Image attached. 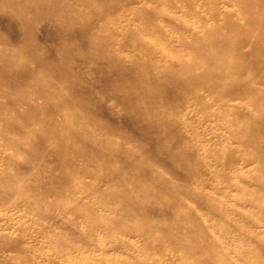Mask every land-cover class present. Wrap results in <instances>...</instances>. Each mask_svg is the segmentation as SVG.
<instances>
[{
	"label": "bare ground",
	"instance_id": "6f19581e",
	"mask_svg": "<svg viewBox=\"0 0 264 264\" xmlns=\"http://www.w3.org/2000/svg\"><path fill=\"white\" fill-rule=\"evenodd\" d=\"M96 1L0 0V12L20 22L22 49H26L24 58L17 59L23 74L0 75V83L8 86L0 89V99L12 107L4 118V129L16 137L8 145L43 151L60 168L48 186L55 193L53 204L61 212L45 210L40 214L49 222L33 218V223L39 228L41 223L52 226L64 235L55 237L41 228L30 233L25 226L22 237H52L54 246L60 248L57 256L66 262L57 264H264V203L254 201L264 194V186L243 184L249 179L264 184V0H246L247 5L231 7L230 14L224 13V5L238 0H103L98 5ZM78 2L88 9L77 8ZM257 6L262 12L257 22L236 15ZM120 9L125 13L113 14ZM49 16L61 41L56 61L46 58L41 52L45 48L32 41L33 23ZM254 27L258 28L255 38H249ZM73 31L81 40H92L96 52L71 48L65 40ZM8 42L0 41V61L4 69L12 71L15 57L7 55ZM128 44L134 49L123 52L129 51ZM83 63L94 69L100 63L116 71L118 79L131 80L114 86L115 100L130 119L154 134L152 153L182 174L180 182L150 162L148 147L133 146L130 136L118 138L120 129L117 134L96 118L88 120L68 111L69 107L87 108L84 100L75 103L59 97L64 85L69 87L68 94H78L74 68H82ZM246 72L250 78L243 77ZM38 97L43 101L38 102ZM73 118H81V125L74 124ZM23 136L36 140L29 144ZM209 141L212 147L204 148L203 142ZM85 146L92 153L83 154ZM246 152L249 157L244 156ZM114 155H120L122 162ZM251 162L258 164L259 173L244 170ZM84 177H94V184L74 186ZM158 177L170 202L160 200L155 188L142 185ZM95 185L103 186L100 200L98 191H93ZM10 189L6 195L13 193ZM114 190L121 192L120 199L113 196ZM71 194H92L94 202L72 203L67 201ZM235 197L255 210L228 201ZM141 203L156 214L164 210L174 222L154 221ZM69 210L89 220L86 228L65 215ZM208 212L214 217H205ZM75 229L81 237L72 242L68 231ZM149 229L169 241L150 239ZM100 231L115 234L106 244L97 235ZM131 235H137L141 245L129 240L122 246ZM148 246L163 255L148 252ZM176 247L178 251L172 253ZM136 251L144 259H135Z\"/></svg>",
	"mask_w": 264,
	"mask_h": 264
},
{
	"label": "rangeland",
	"instance_id": "374dc122",
	"mask_svg": "<svg viewBox=\"0 0 264 264\" xmlns=\"http://www.w3.org/2000/svg\"><path fill=\"white\" fill-rule=\"evenodd\" d=\"M101 1L103 0H97L96 1L98 2L97 5L102 4ZM247 3L248 2L246 0H238L237 3H233L231 1L230 4L227 3L224 5L226 6V8H224V13L230 14V11L232 10L231 7L234 8V5L244 6V5H247ZM83 4H84L83 2L81 3L78 2L76 4V7L82 10L88 9V6L86 4L84 5ZM259 8L260 7L258 6L252 7L250 10H247L246 13L240 14V15L236 14V15L240 17H245L250 22H257L258 18L262 14V12L258 10ZM115 13L123 14L125 13V10L123 9L115 10L113 14ZM2 14L5 15L6 13L4 14L3 12H0V15H1L0 16L1 17L0 18V39H1L0 41L6 40L8 42L9 40V42L12 43L10 44L8 42L9 52L8 53L6 52V53L7 55L11 54L12 57H15L14 59L15 62L11 66L12 71H8L1 66L2 62L0 61V75L10 76V75H14L15 73L23 74L22 62L17 60L19 57L24 58L23 56L25 55V51H26L25 47L22 49V45L24 43L22 41L24 39L22 36V32L19 30L20 29L19 25L21 24H19L20 22L18 21L16 23V20L11 19L10 17L8 18L7 14L5 16H3ZM45 18L46 19H44V17L39 18L38 20L41 22L36 20L34 22L35 25L33 23L32 26H34L33 29H35V31L33 32L34 36H32V38H34V40L32 38L31 39L32 41H34V43L35 42L37 43L39 48L41 49L45 48L44 50H41V52H44V54L47 55V56L45 55L46 58L49 57V59L50 58L53 59V60L52 59L50 60L56 61L58 58L56 57L57 56L56 52H58L57 48L58 46H60L61 41L57 35V31H56L57 26L54 25L56 23L55 22L53 23L51 21L53 19L50 16L45 17ZM47 18H49V20ZM15 24L17 26H15ZM8 27L10 28V30H8L9 29ZM257 30L258 28L254 27L251 31H249L251 32L249 38H255L254 35ZM72 33H71L72 35L70 34L69 37L65 40L68 45L72 46L71 48L74 47L75 51L83 52V53L96 52V50H93L95 48V45L93 44L94 42L92 40H81L78 37H76V34L74 33V31ZM18 38H22V39L19 40ZM121 43H124V40H121ZM19 45H20V48H17L19 47ZM1 47H3L2 44L0 45V48ZM127 47L129 51L125 50L123 52H132V50L134 49V46L132 44H128ZM53 55L55 56L52 57ZM27 61H30V60H27ZM74 61L75 63H80L79 59H76ZM80 65H82L81 66L82 68H74L75 69L74 74H75L76 79L79 81V86H80V88L77 89L78 94L77 95H74L73 93L68 94L67 90H69V87L67 85H64V89L60 91L59 97L64 98V99L71 98V100L75 103L80 102V101L82 102L84 100L83 102H85V106L87 108L88 107L90 108L87 109L84 106L85 109L78 111L72 107H69L68 111H70V113L74 111L75 112L74 115L79 114L78 115L79 117L86 116V118L88 117V120L90 119V120L95 121V118H96V122L98 123L104 122V125L105 124H106L105 126L109 125L108 127L114 130L115 133L117 134L118 132L120 133L117 135L118 138H120L119 135H121V137L123 135H126L127 139L130 136L129 140L133 146L143 145L145 148L148 147L147 152L149 154L151 152L152 154V155L150 154V156L148 157L150 162L162 167L165 176H168L173 181L180 182L179 179H182L181 177L182 174L173 172L170 168H168L165 165L161 157L154 156V154L152 153V149L154 146L153 144L156 141L154 140L155 139L154 134L148 131V129L145 127L144 124H140V122L134 120L133 117H131L130 119V115L126 112V110L123 109L120 102L118 100H115L117 98H116L114 91L112 90L114 86L121 85L125 81L130 82L131 80L129 78L128 80L120 79V78L118 79L116 77L117 76L116 71L109 70L105 68L103 65H101L100 63L96 64L97 69H94L91 65H88L87 63H83ZM243 77L250 78L251 75L246 72L243 74ZM0 89L1 90L8 89V86L0 83ZM81 92H84V93H81ZM80 93L83 96H81ZM84 95L87 96L88 99H84L85 97ZM90 95L93 97V101ZM97 97L100 98V101H98L99 103L96 104L95 98ZM36 99L38 102L43 101L42 97L41 98L38 97ZM92 102L94 103V105ZM0 106L3 107L2 110L0 108V214H2V216L0 217V264H57L58 262L66 263L64 260L61 261L62 259H60V257L57 256V252L60 251V248L54 246L53 239H51L52 237L44 238L42 236L41 237L38 236L37 239L39 240L37 239L34 240L32 236L27 238L26 236L22 237L21 235V232L23 229L22 227H25V226L26 228H28L30 233L33 229H34L33 233L37 232V228H39V225L36 226L33 223V218L38 219L39 221L42 220L44 222L46 217L40 214V213H44L43 211L54 210L57 212H61L60 210H58V208H56V206H54L53 203L55 201L54 200L55 193L53 189L48 186V180L50 178L51 179L54 178L60 171V168L58 164L55 163V160L52 157H47V156L42 155L43 151L39 152L35 150L34 148L23 149L20 147H13V146L8 145L9 140H11L12 138H16L13 135H11V133H7L4 129V118H6L12 113V107L9 106L6 99H0ZM44 120H45L44 122H47L46 121L47 117H45ZM135 122L137 123V125ZM73 123L76 125H81L82 123L81 118L80 119L73 118ZM119 129L121 132L118 131ZM23 140L29 144H32L35 142L36 137L23 136ZM203 143H204L203 146L206 149L208 148L210 149L212 147V141L211 142L209 141V143L207 142L206 143L203 142ZM47 148L50 149L51 147L48 145ZM81 152L82 153L83 152L92 153V148L90 146H85L82 148ZM244 156L249 157L250 152H246ZM113 157L117 161L122 162V158L120 155H114ZM77 163L79 164L81 163V161L80 162L77 161ZM244 170H251L254 173H259L258 164H256L255 162H251L247 164L244 167ZM94 173L99 174V171L94 170ZM39 178H42V179H39ZM130 178H132V180H135L134 179L135 177L130 176ZM93 180H94V177H84L80 179L81 183H77L78 181L77 180L74 183V186L77 187L80 184L82 185L85 184L87 187L92 186V184H94ZM160 182L161 180L158 177V178H153V179H147L143 182L142 185L144 188H147V189L155 188L160 196V200H162L163 202H170L172 198L168 192L160 188L159 186ZM243 184L244 186L250 187V188L258 187L260 185L264 186L263 183H257L255 179L246 180L243 182ZM12 187H14V189H10ZM209 187L210 185L208 186V188ZM9 189L12 190L13 193L6 195ZM93 191H98L96 195H97V198L100 200L101 193L103 191V186L95 185ZM92 194L82 195V196H78V194H71L72 196L69 195V197H67L68 198L67 201H70L72 203H85L86 202L87 204H92L95 198V196ZM118 195H119L118 198L120 199L121 192H117L114 190L113 196H118ZM221 201L226 203L225 200L223 199H221ZM228 201L233 204L238 205L239 208H242L245 210L250 208L249 205H245V203L238 197L231 198ZM254 201L257 202L258 204L264 203V194L254 197ZM140 206L145 208L147 212H149L148 213L149 217L153 219L154 221H159L163 223L174 222L172 220V217L169 214H167L164 210H160L159 214H156V212H154L150 208L145 207L146 206L145 203H141ZM250 209H254V208L251 207ZM65 215L69 217L70 219L78 221L80 227L82 228H86V225L89 223V220L87 218L81 219L77 215V213H75L73 210L67 211ZM205 217L212 218L214 217V214L212 212L210 213L208 212L206 213ZM4 222H5V225L3 226ZM45 222H49V220H46ZM65 225L66 223H64V226ZM40 228L42 231L44 229L45 231H48L49 233L55 234L53 235L55 237L58 236L59 234L64 235L62 232H57L58 229H52V226H45L43 223H41ZM8 233H10L12 236L11 237L8 236L7 235ZM68 233L70 236L68 239L70 241L72 242L79 241L81 236H79L80 233L78 230L76 229L69 230ZM114 234L115 232L105 233V232L100 231L97 235L99 238L102 239V241H104L107 244L108 242H110L111 237H113ZM147 236L150 239L159 238L165 241H169L168 238L162 237L160 235V232L154 229H149L147 231ZM6 237H9V238H6ZM127 239L128 240L123 241L122 246L129 243V240L136 241V244L141 245V243L138 242L139 238L137 235H131ZM238 246L240 245H237L236 248ZM145 248L147 249L148 252L158 253V255H163V253L159 251L156 252L150 246L145 247ZM177 251H178V247L171 249L172 253L177 252ZM96 252L98 253L99 250H97ZM186 253L192 254L193 252H191V250H187ZM198 253L199 252H197V254ZM70 257H74V254H71ZM134 257L137 260L144 259V257L137 251L134 253ZM261 257H264V252L262 253ZM176 263L174 261L173 264H176Z\"/></svg>",
	"mask_w": 264,
	"mask_h": 264
}]
</instances>
